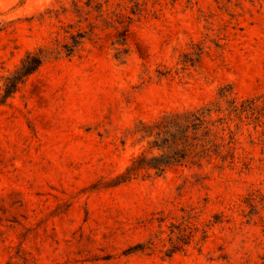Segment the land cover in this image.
Instances as JSON below:
<instances>
[{
	"label": "rangeland",
	"instance_id": "obj_1",
	"mask_svg": "<svg viewBox=\"0 0 264 264\" xmlns=\"http://www.w3.org/2000/svg\"><path fill=\"white\" fill-rule=\"evenodd\" d=\"M77 32L0 105V264H263V118L231 117L232 162L109 183L156 153L141 123L264 102V0H0V89Z\"/></svg>",
	"mask_w": 264,
	"mask_h": 264
},
{
	"label": "trees",
	"instance_id": "obj_2",
	"mask_svg": "<svg viewBox=\"0 0 264 264\" xmlns=\"http://www.w3.org/2000/svg\"><path fill=\"white\" fill-rule=\"evenodd\" d=\"M65 33L68 34L67 31ZM84 39L85 33L77 32L69 34L68 42L61 45L59 51L47 47L28 51L14 70L2 77L0 105H4L51 56L61 53L66 57L74 55ZM198 58L199 56L190 62L194 63ZM244 112L250 115L247 118L252 116L260 122V119H264V102L258 104L253 99L237 102L230 93L221 91L218 99L206 106L163 115L153 124L141 123L138 132L152 137L148 145L156 153H141L122 173L110 181L109 186L129 182L150 171L159 176L169 168L186 163L201 167L203 161L218 160L225 163L230 159L232 162L234 156L231 143H225L223 132L228 131L232 135L233 132L229 128L231 117L240 119ZM214 114L216 118H213ZM137 248L138 246L130 248L127 252Z\"/></svg>",
	"mask_w": 264,
	"mask_h": 264
}]
</instances>
